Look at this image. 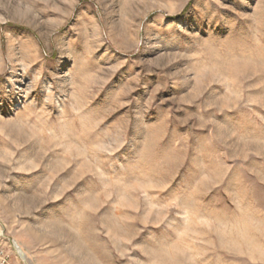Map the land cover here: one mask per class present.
I'll use <instances>...</instances> for the list:
<instances>
[{
    "label": "rangeland",
    "instance_id": "374dc122",
    "mask_svg": "<svg viewBox=\"0 0 264 264\" xmlns=\"http://www.w3.org/2000/svg\"><path fill=\"white\" fill-rule=\"evenodd\" d=\"M0 246L264 264V0H0Z\"/></svg>",
    "mask_w": 264,
    "mask_h": 264
},
{
    "label": "built area",
    "instance_id": "2783aa9c",
    "mask_svg": "<svg viewBox=\"0 0 264 264\" xmlns=\"http://www.w3.org/2000/svg\"><path fill=\"white\" fill-rule=\"evenodd\" d=\"M16 249V257H14V261L12 259V255L7 252L3 247L0 246V264H20V262L24 261V254L20 251L19 248L15 246Z\"/></svg>",
    "mask_w": 264,
    "mask_h": 264
}]
</instances>
